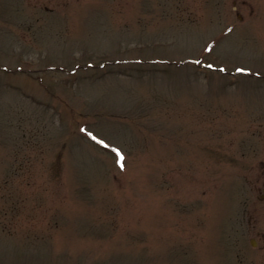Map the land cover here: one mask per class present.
<instances>
[{
	"label": "rangeland",
	"instance_id": "374dc122",
	"mask_svg": "<svg viewBox=\"0 0 264 264\" xmlns=\"http://www.w3.org/2000/svg\"><path fill=\"white\" fill-rule=\"evenodd\" d=\"M0 264H264V0H0Z\"/></svg>",
	"mask_w": 264,
	"mask_h": 264
}]
</instances>
